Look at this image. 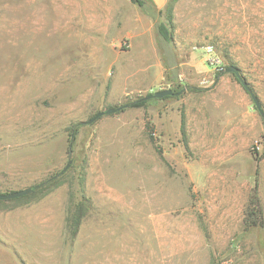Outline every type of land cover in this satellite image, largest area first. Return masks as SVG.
I'll list each match as a JSON object with an SVG mask.
<instances>
[{"label":"rangeland","instance_id":"rangeland-1","mask_svg":"<svg viewBox=\"0 0 264 264\" xmlns=\"http://www.w3.org/2000/svg\"><path fill=\"white\" fill-rule=\"evenodd\" d=\"M187 1L204 48L183 47L178 24L158 18L173 38L158 34L165 78L152 87L140 42L104 29L121 14L115 8L0 0V192L35 187L71 161L40 191L0 200V264H264V227L245 230L244 208L208 197L196 148L181 134L186 90L212 87L224 73L245 88L231 65L264 111V0ZM179 9L186 22L188 7ZM167 88L174 94L149 98ZM141 97L148 104L84 124ZM260 142L254 155L264 153ZM79 203L84 216L71 237L68 216Z\"/></svg>","mask_w":264,"mask_h":264},{"label":"crops","instance_id":"crops-1","mask_svg":"<svg viewBox=\"0 0 264 264\" xmlns=\"http://www.w3.org/2000/svg\"><path fill=\"white\" fill-rule=\"evenodd\" d=\"M97 1H100L102 9H107V14L112 13L114 8L117 14H122L118 15L117 20H103L105 31L115 30L119 39L126 37L131 42H140L143 48L139 55L144 59L138 62L152 63V87L165 78V56L158 49L156 22L158 18L167 16L170 5L172 23L178 24V30L186 37L182 46L198 50L204 48L198 45L201 40L194 35L199 26L198 16L193 10L195 3L187 0H150L158 10L157 17H153L131 0H114L116 4H109L108 1L112 0ZM184 3L189 9L186 22L179 9ZM123 7H127L130 14L125 16ZM193 54L196 51H192ZM166 57L169 58V55ZM183 95L182 118L184 116L188 143V147H185L196 148V159L201 161L202 166L200 177L204 179L202 188L210 187L206 188V193L214 203L219 202L220 207L245 208L257 179L258 162L252 145L258 142L260 148L263 147L260 141L264 135V119L260 111L251 105L247 90L229 73L219 75L212 87H204L194 93L186 90ZM263 162L264 158L259 162V177ZM259 188L264 207L261 183Z\"/></svg>","mask_w":264,"mask_h":264},{"label":"trees","instance_id":"trees-1","mask_svg":"<svg viewBox=\"0 0 264 264\" xmlns=\"http://www.w3.org/2000/svg\"><path fill=\"white\" fill-rule=\"evenodd\" d=\"M131 1L133 3L138 4L144 11H146L151 16L157 17L158 10L151 3L150 0H131ZM171 12H172V5H170L168 7V9H167V16L169 17L170 24H172L171 23L172 22V20H171L172 18H171V14H170ZM157 28H158L159 34L166 41H171L172 40L173 35H172V32H171L170 26L167 23L160 22L158 24ZM239 80L242 83L240 78H239ZM153 95H154V93L149 95V98L151 96H153ZM148 101H149L148 97L137 98V99H135L133 101H129L127 104H125L124 108H126V107H141V106H145L146 104H148ZM263 119H264V117H263ZM76 134H77V130H73V134H72V138H71V144L74 142V137H75ZM181 134H182V136L184 138L185 146L188 147L187 131H186V125H185L184 116L182 118ZM263 138H264V135H263ZM69 150L70 151L72 150L71 147L69 148ZM262 158H264V153L259 156L258 153L255 152V159L258 162L257 179H256V184L252 188V191L250 193L249 201H248L246 207L244 208V219H243V222H244L245 230H251V229H254V228H258V227H264V207H263L262 202H261L260 190H259L260 189L259 188L260 187L259 162L262 160ZM53 180L54 179L50 178L46 182L39 184L40 186L38 188H34V190L32 192H35L36 189L38 191H40L43 186L45 187L46 184L53 182ZM81 209H82L81 203H79V204H77L75 206V209H73L70 212L69 216H68L67 227H68V231H69L71 237H75V235L78 233L79 227H80V225L82 223V219H83L84 214H83V212H81Z\"/></svg>","mask_w":264,"mask_h":264},{"label":"water","instance_id":"water-1","mask_svg":"<svg viewBox=\"0 0 264 264\" xmlns=\"http://www.w3.org/2000/svg\"><path fill=\"white\" fill-rule=\"evenodd\" d=\"M227 71L234 72L241 79L242 84L244 85V87L246 89H248V91H250V93H251V95L253 97V100H254V102L256 104L257 109L260 111L262 117H264V111L262 110L261 102H260L259 98L253 93L251 87L246 82V80L242 77V75L240 73V69L237 66H235V65H231V66L227 67ZM171 94H174L173 90L170 89V88H167V89H162V90L156 91L154 93V96L157 97V98H162V97H164L166 95H171ZM175 94H178V93H175ZM124 107H125V105H122V106H119V107H112V108H109V109H106V110H103V111H99L92 118H90L89 120L85 121L84 124H90V123L96 121L101 116H103L105 114L114 113V112H116L118 110H122ZM70 164H71V161H69L66 164V166L58 174L54 175L51 178L55 179L58 176H60L61 174H63L69 168ZM39 186L40 185L37 184V185H35V187H27L25 189L15 190V191L7 192V193H1L0 192V200H2V199L7 200V199H12V198H17V197H22V196L28 195L34 190V188H38Z\"/></svg>","mask_w":264,"mask_h":264},{"label":"built area","instance_id":"built-area-1","mask_svg":"<svg viewBox=\"0 0 264 264\" xmlns=\"http://www.w3.org/2000/svg\"><path fill=\"white\" fill-rule=\"evenodd\" d=\"M212 52H213V48L211 46H208V48H207V55H208L207 59L212 61V62H215L218 59L214 54H212ZM253 148H260V144L258 142H256L253 145Z\"/></svg>","mask_w":264,"mask_h":264}]
</instances>
